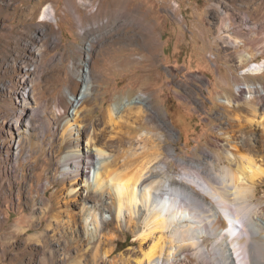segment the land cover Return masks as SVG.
Segmentation results:
<instances>
[{
  "label": "rangeland",
  "instance_id": "374dc122",
  "mask_svg": "<svg viewBox=\"0 0 264 264\" xmlns=\"http://www.w3.org/2000/svg\"><path fill=\"white\" fill-rule=\"evenodd\" d=\"M31 1L0 0V264H145L144 253L158 237L167 240L168 231L157 230L140 238L125 208L130 223L118 228L112 195L103 202L83 188L71 192V178L61 181L67 136L78 126L105 127L110 158L122 148L113 143L120 127L100 123V115L115 104L123 114L124 103L138 105V93L149 97L147 116L154 122L137 127L166 136L159 163L170 176L179 173V161L203 160L206 150L219 153L221 163L233 151V169L252 160L264 170V98L238 97L239 80L222 89L215 79L217 71L225 79L226 65L257 43L264 0H123L121 8L116 0H38L33 11ZM94 59L103 64L94 66ZM82 89L87 100L77 102ZM21 106L26 111L16 121ZM63 109L68 122L55 127ZM31 117L38 133L32 147L25 138L18 142L15 127L24 132ZM118 119L116 125L130 118ZM80 147L89 148L86 136ZM131 147L142 144L135 138ZM252 196L264 216L263 181ZM100 203L112 205L103 229ZM86 206H92L87 217ZM214 239L208 234L203 241L210 250L203 258L184 250L169 264H215L209 257L223 248ZM255 251L260 256L264 244Z\"/></svg>",
  "mask_w": 264,
  "mask_h": 264
},
{
  "label": "bare ground",
  "instance_id": "6f19581e",
  "mask_svg": "<svg viewBox=\"0 0 264 264\" xmlns=\"http://www.w3.org/2000/svg\"><path fill=\"white\" fill-rule=\"evenodd\" d=\"M116 1L117 8L127 5L123 0ZM39 6L38 0H32L29 4L32 11ZM48 7L47 5L43 9L42 17L48 13L46 10ZM101 63L99 59L93 61L94 66ZM32 85L31 83L33 89ZM84 90L75 95V101L87 100V92ZM148 98L145 93H138L134 99L138 105H127L132 101L124 103L123 114H120L121 109L117 104L108 106L101 113L100 123L120 127L113 143H118L122 148L110 158L106 157L107 151L104 148L106 147L103 141L105 127L93 126L91 131H87L86 126L74 128L73 135L71 132L67 136L69 140L67 150L62 157L64 167L61 170V181L71 178L74 182V185L72 183L70 185L71 192L78 193L83 188L87 192L86 197L98 196L103 202H105L103 195L108 197L112 195L115 198L113 207L118 228L130 223L124 211L122 215V209L125 208L135 219L137 235L140 238L145 239L153 230L162 233L168 231L167 240L159 236L144 253L145 264H169L178 252L184 250H190L196 257L203 258L210 251L203 243L208 234H215L214 243L219 242L223 248V254L220 256L209 257L213 263L264 264V252H260V256H257L255 251L259 243L264 244V216L257 215L259 212L257 205L250 203L256 184L259 181L264 182V170L252 160L247 162V167H244L245 162L244 165L237 164L233 169L232 161L237 160L233 151H229L226 162L223 160L224 163H221L219 153L206 150L205 160L179 161V173L174 177L170 176L166 166L159 163L166 136L162 133L152 134L144 127L139 131L137 127V123L149 120L154 122V117L147 116ZM24 100L26 101L25 98ZM221 101L230 107L235 103L229 98ZM26 103L28 106L31 105L30 102ZM33 108H38L36 102ZM63 110V116L54 120L55 127L63 119L65 123L68 122L66 112L68 110ZM25 111L26 107L21 106L15 120L18 121V117ZM32 117L25 123L22 133L17 123L15 124L18 130V142L25 138L31 147L30 142L38 136ZM123 117L130 118L129 122H119L116 125L115 119L119 118L118 120L121 121ZM154 125L159 126V123ZM82 136H86L89 148L80 147ZM135 138L142 144L141 150L131 147ZM33 144L36 147L38 145L36 140ZM232 148L235 146L232 145ZM94 155L99 157L97 163L94 161ZM248 164H251V167ZM91 172H93L92 179ZM111 207L112 205L109 209L105 203H100L98 211L104 216L105 211L112 210ZM91 208L92 206H86V217ZM102 216L98 222L100 229L111 222L107 219L108 215L104 216L105 219ZM87 228L89 229V226Z\"/></svg>",
  "mask_w": 264,
  "mask_h": 264
},
{
  "label": "crops",
  "instance_id": "0c3cea01",
  "mask_svg": "<svg viewBox=\"0 0 264 264\" xmlns=\"http://www.w3.org/2000/svg\"><path fill=\"white\" fill-rule=\"evenodd\" d=\"M254 26L257 27L258 24H255ZM259 26L261 27V29L256 33V35H258L257 43H251L252 46L246 48L247 51L243 52L242 56H239L240 60L237 58V64L235 63L234 65L230 63V65H226V67L228 66L227 77L225 79H222L220 73L218 71L216 72L215 79L218 81L219 86L222 89H225V86L227 85H229L230 87V84L233 85L236 81L240 79L259 81L264 84V68L262 69V71L257 72L256 74H245L243 76H239L238 74V69L247 66L250 61H259L260 59H264V22H260ZM249 42L250 41L248 40V38H246L245 43L248 44ZM244 53H246L247 55H245ZM237 55H241V52H238ZM213 80L214 77L212 78V81ZM212 83L214 84V81ZM259 100H261V98Z\"/></svg>",
  "mask_w": 264,
  "mask_h": 264
},
{
  "label": "built area",
  "instance_id": "2783aa9c",
  "mask_svg": "<svg viewBox=\"0 0 264 264\" xmlns=\"http://www.w3.org/2000/svg\"><path fill=\"white\" fill-rule=\"evenodd\" d=\"M213 58L214 55H211ZM264 68V59H260L259 61H250L247 66H244L240 69H238L239 76H243L245 74H256L257 72H260ZM233 92L238 97H254V98H263L264 97V84L258 82V81H244L239 80L235 84V88L233 89Z\"/></svg>",
  "mask_w": 264,
  "mask_h": 264
}]
</instances>
